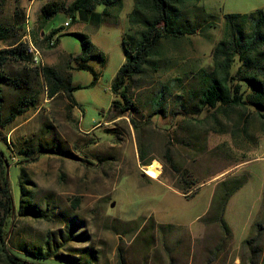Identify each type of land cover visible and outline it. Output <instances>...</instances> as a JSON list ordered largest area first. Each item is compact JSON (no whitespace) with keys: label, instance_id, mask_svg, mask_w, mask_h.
<instances>
[{"label":"rangeland","instance_id":"rangeland-1","mask_svg":"<svg viewBox=\"0 0 264 264\" xmlns=\"http://www.w3.org/2000/svg\"><path fill=\"white\" fill-rule=\"evenodd\" d=\"M45 1L0 0V26L10 34L0 38V48L14 40L25 43L27 22L41 53L39 64L8 57L2 65L9 80L26 79L23 85L0 84V136L13 154L6 151L9 182L17 204L22 168L30 189L28 203L46 213L13 215L6 247L26 255L24 247L46 251L48 245L50 256H69L75 264H264L263 118L253 107L242 106L204 109L191 117L170 95L161 112L153 113L147 103L158 82L190 84L197 69L209 65L225 13L264 9V0L184 2L176 25L197 29L175 40L163 39L165 58L159 69L147 79L136 76L141 86H133L132 95L141 110L131 114L137 126L130 114L113 118L110 112L115 96L111 82L124 60L122 38L133 0H121L120 7L107 13L97 3L91 10H77L75 18L59 10L43 25L45 32L61 27L53 47L41 39L38 23ZM75 32L85 33L91 52L103 58L90 54L80 60L84 66H69L75 63L68 61L69 54L82 48ZM41 65L71 73L70 83L77 85L72 89L74 105L62 91L46 94ZM30 97L35 104H26ZM12 113L17 115L7 119ZM52 139L73 155L42 153L19 161L20 145L34 148ZM141 151L160 167L158 177L144 170ZM231 178L242 184L224 205L225 229L217 217L221 180ZM4 215L0 204V221ZM51 232L55 242L48 240ZM0 264H10L1 248Z\"/></svg>","mask_w":264,"mask_h":264},{"label":"trees","instance_id":"trees-1","mask_svg":"<svg viewBox=\"0 0 264 264\" xmlns=\"http://www.w3.org/2000/svg\"><path fill=\"white\" fill-rule=\"evenodd\" d=\"M187 0H133V7L128 13L129 29L122 38L124 50V60L119 66L113 81L111 90L114 98L111 103V114L115 118L123 114H130L131 122L137 126L136 118L132 115L141 110L139 103L133 97L132 87L137 85L136 76L140 79H147L160 67L159 61L164 60L162 40H175L184 33L196 31L197 27H181L176 25L177 17L180 14L181 5ZM97 3L104 5L103 12L107 13L110 7H120L121 0H48L39 7L38 23L41 27L42 40L46 41L49 47L56 45L58 37H54V42L49 39L56 35L61 27H53L48 32L44 31V23L59 10L67 11L72 18L76 17L77 10H91ZM22 12L21 17H24ZM136 26V27H135ZM81 39L82 48L76 54H69L68 61H74L68 65L73 68L84 66L80 60L87 55L93 54L103 58L100 52H91L93 46L87 35L83 32H75ZM9 28L0 26V38L9 37ZM33 39H37L33 33ZM8 57L30 60L31 53L27 50L26 43L14 40L6 47L0 48V84L10 82L15 85H23L26 79H8L4 74L2 65ZM40 73L45 82V92L52 96L58 91L66 94L67 98L76 103L72 89L77 87L70 83V74H61L55 67L41 65ZM98 75L93 71V82ZM21 79L20 82L19 80ZM28 82V81H27ZM141 86V85H137ZM154 88L153 95L148 98L147 103L153 107L152 112L158 113L164 110L165 101L168 96H174V100L184 107V112L191 117L200 113L204 109L217 111L221 108L232 106H242L244 108L253 107L257 114L264 120V9L257 7L249 12H227L224 14L223 33L211 49V62L209 65L201 66L195 72L194 79L190 84L181 85L179 82L170 84L168 82H158ZM175 86V88H174ZM188 98H187V97ZM26 102L25 100H23ZM26 104H35V100L30 97ZM2 91L0 87V109L2 106ZM21 111V110H20ZM132 113V114H131ZM17 114L12 113L7 119H12ZM8 121V120H7ZM107 129H111L108 127ZM0 140L5 144L0 146V204L5 209V215L0 221V248L5 252L6 261L10 264H75L69 256L64 258H53L48 252L43 251L39 246L34 248L24 247L26 255L17 254L9 250L6 245V235L8 233L11 217L16 213L31 214L36 217L45 216L46 213L37 205L28 203L26 198L30 190L25 185L24 170L20 168V197L16 204L9 182V165L6 151L10 154L6 137L0 136ZM10 143V141H9ZM20 145L18 154L20 160L35 159L36 155L42 153H57L59 155L71 156L73 152L63 146L59 141L52 139L49 142H39L34 148L28 143ZM13 155V154H12ZM141 163L148 165L150 161L140 152ZM242 180L231 178L221 180L220 214L218 217L221 225L228 229L222 216L224 205L228 197L240 185ZM215 206V204H214ZM216 217V219H217ZM83 233V232H82ZM80 233L79 235H82ZM67 235V234H66ZM67 239L68 237L62 236ZM49 241L57 240L54 232H51ZM257 244V241H255ZM260 252L256 253L259 256Z\"/></svg>","mask_w":264,"mask_h":264},{"label":"built area","instance_id":"built-area-1","mask_svg":"<svg viewBox=\"0 0 264 264\" xmlns=\"http://www.w3.org/2000/svg\"><path fill=\"white\" fill-rule=\"evenodd\" d=\"M69 21L66 20L64 25H68ZM54 37L49 39L50 43L54 42ZM23 39L27 45V50L31 53L32 62L35 64L41 63V53L37 51L36 44L33 42L30 34V28L26 22Z\"/></svg>","mask_w":264,"mask_h":264},{"label":"bare ground","instance_id":"bare-ground-1","mask_svg":"<svg viewBox=\"0 0 264 264\" xmlns=\"http://www.w3.org/2000/svg\"><path fill=\"white\" fill-rule=\"evenodd\" d=\"M144 170L149 176L155 178L158 177L160 173V167L154 162H151L148 165H144Z\"/></svg>","mask_w":264,"mask_h":264}]
</instances>
